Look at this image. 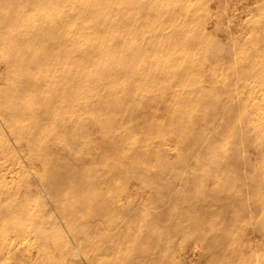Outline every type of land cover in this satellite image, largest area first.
I'll list each match as a JSON object with an SVG mask.
<instances>
[{
  "label": "bare ground",
  "instance_id": "1",
  "mask_svg": "<svg viewBox=\"0 0 264 264\" xmlns=\"http://www.w3.org/2000/svg\"><path fill=\"white\" fill-rule=\"evenodd\" d=\"M213 3L0 0V158L6 160L0 165V264H34L11 262L9 234L30 232L42 246L55 238L56 251L72 252L56 227L19 221L30 216L27 190L24 197L17 184L11 191L7 178L20 179L11 175L27 161L38 163L40 183L74 248L96 252L91 264H176L169 241L179 235L208 242L214 264H264L243 233L257 216L249 234L264 238V181L246 156L256 138L264 139L246 125L248 114L235 97L252 82L264 89V54L256 59L253 51L257 45L264 52V24L251 29L254 37L239 60L211 25ZM208 63L212 72L220 68L222 88L206 77ZM171 138L173 149L166 143ZM158 147L177 154L188 149L220 176L219 186L200 189V202L183 205L188 181L167 177L170 162ZM79 154L96 160L76 166ZM133 181L152 195L150 209L133 207V193L125 192ZM215 197L227 201L214 210ZM219 207L231 214L220 218ZM210 214L215 218L203 234Z\"/></svg>",
  "mask_w": 264,
  "mask_h": 264
},
{
  "label": "rangeland",
  "instance_id": "2",
  "mask_svg": "<svg viewBox=\"0 0 264 264\" xmlns=\"http://www.w3.org/2000/svg\"><path fill=\"white\" fill-rule=\"evenodd\" d=\"M214 2L210 8V20L212 21V26L215 24L219 27L221 34H219V39L222 40L223 44L230 47L234 54V57L242 60L243 54L241 49L246 46L247 41L254 37L251 29L255 26L257 28L264 24V2L262 0H209ZM255 3H254V2ZM262 2V3H261ZM249 6V7H248ZM262 6V7H261ZM212 26L208 28L209 31L212 30ZM258 46L253 45V51L255 52L256 59H261L262 52L257 48ZM206 77L215 79L219 83V87L222 88V77L220 68L212 72L209 69V63L207 64ZM3 73V69H0V74ZM224 78V75H223ZM251 83V82H250ZM252 84H255L252 86ZM259 83L252 82L250 86H243L236 94V98L242 101V106H244L246 113L248 114V119L246 120V125L251 128L254 132L255 137H260L264 139V89L260 92ZM260 92V93H259ZM258 103L256 107L254 104ZM158 112V113H157ZM153 114H160L159 111H152ZM194 130H202L196 128ZM206 135L209 130H202ZM91 131H87V135L91 136ZM97 135H93V138ZM55 136L54 138H56ZM140 138L141 135L138 134ZM84 140L86 136L83 137ZM254 141L256 144V149L252 150L251 153L246 156L250 159L251 166L253 167V173L257 175L258 179L264 181V143L259 144L258 138ZM98 142L97 139H89L87 142V147L93 149ZM169 144L170 149H173L175 140L173 138L166 141ZM207 143V142H206ZM223 141L220 140L218 144H222ZM11 147V145H10ZM12 149V148H11ZM158 152L162 155L164 154L167 160L170 162L169 167L166 171L167 177L171 178L173 182L178 176L181 179L188 181L185 192L183 193L182 199L184 200L183 205H187L189 199L193 201L200 202L202 196L200 194V189H211L219 186L220 176L215 173L213 169H210L203 165L202 162L197 161L193 156L189 155L188 149L180 153L168 152L162 147H158ZM92 152V151H91ZM11 159L17 158V154L13 153ZM245 156V157H246ZM246 157V158H247ZM94 161V154L90 157L83 154H79V157L73 158L72 162L76 166L83 165L89 161ZM6 160L0 158V165L6 166ZM23 167L21 172L12 174L14 177L18 176L20 179L16 180L8 176L7 181L9 183V188L11 191L14 189V185L17 184L21 188L20 195L24 197V193L27 190V197L24 202L28 205L30 216L26 215L24 219L19 220L21 223L33 225L34 223L41 224L43 228L50 229L52 226L56 227L58 231L62 234L63 238L69 242L72 252L69 254L67 252V247L56 251L57 240L53 238V243L40 245L35 236L27 232L23 234L22 237H17L14 234H9L8 245L10 249V254H14L12 263L22 262L24 260H29L36 264H91L88 257L96 252H86L84 248H79L76 250L71 242V235L69 229L64 225L59 213L54 208L52 197L48 193L47 189L40 183V173L38 168V163L34 166L23 162ZM16 169L14 170V173ZM152 176V175H151ZM13 179V180H12ZM15 180V182H13ZM178 182H181L180 179ZM140 183L137 181L131 182L126 193H133V198L131 199L132 205L138 210L150 209L149 200L152 195H148L147 191L139 190ZM262 191H264V183L261 185ZM139 192L135 195L136 192ZM110 196L115 195V191H109ZM22 197V198H23ZM222 202H226L227 199H220ZM218 197L212 200V206L215 210L216 205L222 204ZM254 200V199H253ZM258 203V200H255ZM194 205L193 202H191ZM188 206V205H187ZM253 209L248 207V210ZM220 214L219 217L229 216L231 213L228 209H222L219 207ZM216 216V215H214ZM212 218V219H211ZM215 218V217H214ZM213 215H207L202 221L203 226L201 232L203 234L209 233L208 220H213ZM258 217L253 216L251 219L246 221L244 226L246 229L243 233H248L251 237V246L262 258H264V238L249 234V229L258 222ZM163 227L165 225L163 224ZM240 232V231H238ZM143 231L139 230V234ZM241 233V234H240ZM239 234L242 235V231ZM169 249L171 250L172 260H175L176 264H214L212 263V253L207 250L208 242L206 241H195L191 236L179 235L172 238L169 241ZM53 248V251H52ZM227 252L230 251L226 248ZM105 260L107 262L117 261L114 256L106 255ZM216 264V263H215Z\"/></svg>",
  "mask_w": 264,
  "mask_h": 264
}]
</instances>
